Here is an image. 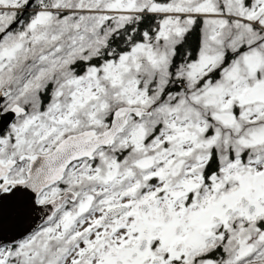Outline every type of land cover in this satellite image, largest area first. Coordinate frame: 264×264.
Returning <instances> with one entry per match:
<instances>
[{
    "label": "snow or ice",
    "instance_id": "snow-or-ice-1",
    "mask_svg": "<svg viewBox=\"0 0 264 264\" xmlns=\"http://www.w3.org/2000/svg\"><path fill=\"white\" fill-rule=\"evenodd\" d=\"M0 264H264V0H0Z\"/></svg>",
    "mask_w": 264,
    "mask_h": 264
}]
</instances>
